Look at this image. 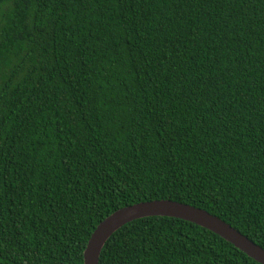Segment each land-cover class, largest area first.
<instances>
[{
    "label": "trees",
    "instance_id": "trees-1",
    "mask_svg": "<svg viewBox=\"0 0 264 264\" xmlns=\"http://www.w3.org/2000/svg\"><path fill=\"white\" fill-rule=\"evenodd\" d=\"M169 199L264 248V0H0V264H83ZM98 264H260L148 216Z\"/></svg>",
    "mask_w": 264,
    "mask_h": 264
},
{
    "label": "water",
    "instance_id": "water-1",
    "mask_svg": "<svg viewBox=\"0 0 264 264\" xmlns=\"http://www.w3.org/2000/svg\"><path fill=\"white\" fill-rule=\"evenodd\" d=\"M148 216H168L190 221L217 234L248 257L264 264V248L230 224L206 210L169 199L140 201L120 207L107 215L90 234L83 250V264H98L104 243L117 229L130 221Z\"/></svg>",
    "mask_w": 264,
    "mask_h": 264
}]
</instances>
